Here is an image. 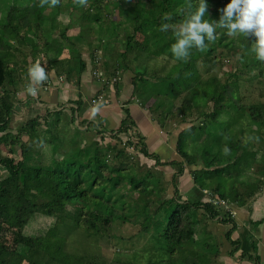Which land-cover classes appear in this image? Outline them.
Wrapping results in <instances>:
<instances>
[{
  "label": "trees",
  "instance_id": "16d2710c",
  "mask_svg": "<svg viewBox=\"0 0 264 264\" xmlns=\"http://www.w3.org/2000/svg\"><path fill=\"white\" fill-rule=\"evenodd\" d=\"M189 2L193 6L197 4V0H88L85 8L75 5L73 0H60V4L66 5L64 14L59 16L62 24L42 36L39 31L29 35L32 25L28 27L26 23L14 29L10 24L4 25L6 43L22 50L9 58L8 65L0 55V174L5 170L8 175V179L0 181V264H151L141 252L137 261L135 251L136 246L145 254L148 241H153L149 247L168 250L164 255L167 259L161 254L155 255L156 264L176 261L189 264V258L199 261L200 256L188 251L191 244L186 234L187 225L201 219L198 209L210 212L214 216L212 220L223 214L219 206L210 202L180 201L179 174L165 176L160 166L169 163L161 161L157 154L146 153L145 137L131 128V116L125 109L119 126L110 130L109 135L91 120L79 118L81 96L74 101L76 109L48 107L44 113L21 119L13 126L16 111L11 94L29 82L27 63L32 65L46 59L48 68L58 76L80 85L88 61L94 67L93 58L86 57L85 53L100 54L101 50L109 54V64L92 70L93 78L100 84L95 99L99 95L108 99L109 89L120 81L123 68L131 67V58L137 60L140 65L135 64L133 95L154 91L142 103L153 116L163 115L160 109L165 104H160L161 94L166 99L185 95L175 116L177 122L189 123L179 133L177 142V149L187 163H195L189 153L180 149L188 133L198 136V129L203 132L207 124L215 123L228 138L226 141L232 143L227 146L231 150L229 155L219 151L215 156L227 162L238 155L245 161L234 160L235 166H247L249 170L244 174L250 175L255 184L264 183V62L256 60L251 52L255 37H229L226 30L217 29L216 41H205L206 51L193 49L187 62L175 60L170 52L175 42L172 30L159 29L162 23H180L183 19L180 10H186ZM229 2L206 0L208 10L204 18L218 21L222 14L220 9ZM165 13L172 18L163 20ZM40 16L38 14L36 19ZM76 38H83L85 42L71 57L68 52ZM232 61L233 64L222 71L221 89L218 83L222 80L205 92L203 85L212 84L210 79ZM104 68L112 71L110 76ZM153 84L158 85L157 91ZM170 86L174 91L168 94ZM204 100L212 106L202 108ZM77 118L76 124L86 125V130L95 129L99 138L88 142L84 132L79 131L74 142H67L65 137ZM248 137L259 139L248 140ZM33 143L41 148L44 159L35 157ZM138 147L143 154L153 156L155 164L139 167L135 156ZM208 163H218V160L212 158ZM169 165L179 166L180 172L184 167L182 161ZM124 182L137 194L133 212L122 194L113 197L115 191L123 190ZM170 183L172 194L175 193L173 197L166 196ZM11 187L17 192L14 205L7 201ZM252 189L250 187V191ZM151 211L153 217L149 221L141 220L137 224L136 218L151 217ZM122 229L126 232L124 240L135 243L132 247H121L118 259L102 257L104 261H99L96 253L77 241L79 235L90 240L94 232L103 234L105 231L109 232L108 237L119 240ZM231 234L232 230L228 231L227 238H231ZM232 244L239 249L238 240ZM254 252L255 247L245 256L254 264H260Z\"/></svg>",
  "mask_w": 264,
  "mask_h": 264
},
{
  "label": "crops",
  "instance_id": "0c3cea01",
  "mask_svg": "<svg viewBox=\"0 0 264 264\" xmlns=\"http://www.w3.org/2000/svg\"><path fill=\"white\" fill-rule=\"evenodd\" d=\"M105 64H109V59H105ZM26 66L28 68L31 65L27 63ZM93 69H95V67H92L89 62L87 70L82 74L80 85L69 83L66 80L64 81L61 76L58 81L59 76L53 69H49L48 71L45 70L48 79L39 87L43 91H38L36 97L25 94L24 90L26 84L21 85L11 94V101L15 105L16 111L13 118L31 119L34 115L27 117L25 107L29 110L33 107V111H35V105L37 103L43 105L45 111L48 107H54L64 101L73 102L81 96L82 107L79 111V118L83 117L87 120H91L99 129H102V131L110 132V130L119 126L120 120L125 116V109L126 113L131 116L129 119L131 128L144 135L145 144L152 153L159 155L161 161L169 164L181 161L184 163V167H182L183 172L179 171V166L174 165V167H176V172L173 171L172 165L165 164L160 166V169L165 172L167 178H169L172 173L179 174L177 178V187L181 195V202L186 201L191 204L204 203L206 202L207 195L208 200H219L221 203H225L231 208L226 209L223 204H217L223 213L220 216L221 220H212L214 216L209 212L206 218H201L199 221H194L192 225H187L186 234L188 242L191 244V247L188 249L189 253L198 254L200 256L198 261L200 264H207L208 261H210L211 264H254V261L245 256V254L252 253V249L255 247V255L259 258L260 264H264V216L260 218L253 217L255 213L260 212L261 207H264V195H262L261 191L260 200L252 198L253 193H255L256 190H261L260 188L262 187H259L258 184L256 185L254 179L251 178L250 175L247 176L245 174L242 177L236 178L235 182H232L217 173L218 163H207L205 166L202 164V172H194L197 168L186 169V166L195 167L196 164L187 163V161L184 160V156L177 149L178 136L184 128L173 137L175 140L172 141V138L168 135L170 133L165 134L162 131L150 110H146L137 105V100H131L133 86L132 77L130 78L127 73L128 70L125 72L123 71L120 81L113 88L109 89L107 103L95 101V95L99 91L100 84L92 76ZM106 71L110 76L112 71ZM123 81L126 83L129 81L128 86H124ZM43 85H46L47 89H44ZM143 95L147 96L148 93H144ZM149 98L150 97H146V100ZM126 102L128 103L124 104ZM97 104L102 105V107L95 117L92 116V118H89L87 115H84V113H90V109ZM72 105L71 108H77L75 104ZM76 113L77 112H75V114ZM114 116H116V121H118L117 127L111 126L115 123ZM77 121L78 118L73 125H75ZM102 121H105L104 127L99 125ZM181 123L184 122L178 121L176 126H171V129L177 130L178 125ZM71 129L72 127H70L65 137V140L69 143L74 142L79 134L78 131L72 139H68L67 136ZM93 138H99V134H96ZM93 138L86 140L89 142ZM141 154L147 157L146 160L148 163H144L137 157L138 160L136 164L139 165V167L143 165L144 168L145 166L149 167L155 164L153 156ZM133 171L134 170H132V172ZM248 184H250V187H253V189L250 191V193H252L250 197L246 198L244 190ZM253 184L255 185L253 186ZM163 185L166 187V181H163ZM167 189H170L171 196V183ZM200 211L201 210L198 209V212ZM233 211L235 214H233ZM219 230L224 233H221ZM230 230H232L231 238H227L226 233ZM243 238H247L248 247H250V250L244 248V254H242L243 251H235L236 248H233V244L235 243L232 244V241L238 240L241 246L243 244ZM226 239L230 241V244L228 243L226 245ZM230 245L233 246L229 247ZM240 246L239 249L241 248ZM185 254H187L186 250Z\"/></svg>",
  "mask_w": 264,
  "mask_h": 264
},
{
  "label": "rangeland",
  "instance_id": "374dc122",
  "mask_svg": "<svg viewBox=\"0 0 264 264\" xmlns=\"http://www.w3.org/2000/svg\"><path fill=\"white\" fill-rule=\"evenodd\" d=\"M65 6L66 5H62L59 4L58 6L54 7V8H49L47 6L45 7H39L38 5V0H0V55L7 60V65L10 64L9 58L10 57H14V53L19 55V52H21L22 49L18 48L16 45L9 43L7 44L5 41V34L3 31V27L6 24H10L12 26V29H14L17 25H19L20 23L24 24L26 23V25L29 27L30 25H32V28L29 29L30 34L29 35H33L34 33H37V31H39L40 35L42 36L44 34L45 31H51L53 30L55 27L58 28L57 25L62 24V22L59 19V16L64 14L63 12L65 11ZM38 14H41L40 18L36 19V16ZM22 19H24V21H22ZM31 21V23L29 24L28 21ZM19 31H22V28L19 29ZM85 40L83 38H76L74 39V46H72L69 49L68 54L71 57H74L77 50L84 45ZM100 54L98 53H88L87 55L90 58H93L94 61V67H101L103 68V66L105 65V59H109V54H103V52L101 50H99ZM85 53V55H86ZM86 55V56H87ZM41 58V57H40ZM45 59V58H44ZM46 60V59H45ZM45 60H41V66L48 71L49 68L47 66V62ZM89 63V61H88ZM138 63L140 65V62H138L137 60L131 58V60H129V64L131 67H128V69H124L123 71L125 72L126 70L128 75L130 76V78L134 76L135 74V64ZM202 63V59L199 60V65ZM233 64L232 62H229L228 65L225 68H222L220 70V72L215 75L214 77H212L210 80L212 82V84H204L203 85V89L205 92H209L211 87L213 85H215L217 82H219L220 80H222L221 82H219V86L221 89L222 86V82L224 81V76L222 74V71L224 69H228L230 65ZM46 66V67H44ZM200 67V66H199ZM8 75V74H7ZM64 81L66 80L68 82V80L65 77H61ZM89 78V77H88ZM60 80V76L58 78V81ZM86 81V80H85ZM128 82L127 83L125 81H123V85H127L128 86ZM154 82V81H152ZM154 83H158L157 81H155ZM133 86V85H132ZM153 89L155 91L158 90V85L157 84H153L152 85ZM44 89H47L46 85H43ZM38 91H43L41 88L38 89ZM173 89L171 88V86L169 87V89L167 90L168 94L173 93ZM154 91L150 90L148 92V95H143V93H135L134 96H132L131 100H137V105H139L140 107H142V103H145L146 97H151L153 95ZM160 94L162 92H159ZM185 96L183 93L181 95H179L178 97H169L168 99L165 98L164 94H161V101L160 104L164 103L165 106L160 109V111L163 112L162 117L158 118L157 115L154 116V119L157 120L156 123H158V126L162 129V131L168 134L170 138H172L171 140L174 141L175 135L182 130L183 128L189 126L188 122H184L178 125V129L174 130L171 129V126L173 124H175L176 120V116H175V112L176 109L178 108V106L181 103V98ZM128 102L124 103L127 104ZM132 103V102H130ZM72 104H75L74 101L70 102V101H64L62 103H60L59 105H56L54 107H57L58 109H68L71 106H73ZM76 105V104H75ZM205 106H212V103L209 102L208 100H204L202 102V108ZM36 110L33 111V107H31V109L29 110L28 108L25 107L26 111H27V117L35 115V114H42L44 113V106L41 105L40 103H37L35 105ZM146 110H149V108H145ZM40 111V112H38ZM70 112V110H68ZM84 115H87L89 118H92L91 112L90 113H84ZM33 118V117H32ZM115 119V123L112 124V127H117V123L118 121H116V116L113 117ZM24 119V118H23ZM21 119H14L13 121V126H16ZM165 122V125H163V121ZM99 125L103 126L105 125V121H102ZM119 125V124H118ZM177 123L174 125L176 126ZM72 129L69 133V135L67 136L68 139H72V137L78 132V131H83L84 134L86 135V139L89 138H93L97 132L95 129L92 130H86V125H79V124H75L73 126H71ZM106 135H109V132L103 131ZM13 134H15V130H13L12 132ZM142 136H144L142 134ZM23 138H27V136H24ZM226 139H228L227 137H225L222 134V129L221 127H217L215 123L212 124H207L205 126V131H201L200 129H198V136L192 135L191 133H188L187 139L185 141L184 144H181L180 149L183 152L189 153L196 166L195 167H189L186 166V169H194L197 168L198 172H200L201 170V166L202 164L205 166L208 161H210L212 158L218 160V168H217V173H219L220 175L226 177L227 179L231 180L232 182H235L236 178L242 177L244 175V171H248L249 168L247 166H241L240 168H237L234 164V160L235 161H239V162H244L245 160L243 158H239L238 155L234 156L232 159H230L227 162H224L221 157L219 156H215V155H219L217 152L221 151L225 145L229 146L232 145L231 142L226 141ZM8 143V141L5 142V144ZM33 148L35 149L36 155L35 157L37 159H44L45 156L43 154H41V148L33 143L32 144ZM17 150L19 151V146H16ZM140 147L137 148V152L135 154L136 157L139 158V160L143 161L144 163H148L145 156H143L141 153L143 152V150L140 151ZM147 154H149L151 151L149 149L146 150ZM62 155V153H60ZM189 158V155H188ZM147 166H145L144 168H146ZM173 171L176 172V167L173 166ZM6 179H8V175L6 173L5 170H2V174H0V181H5ZM255 184H253L254 186ZM257 185V184H256ZM259 187L261 190H256L255 193H253L252 198H256L257 200H260V192L262 191V195H264V183L263 182H258ZM9 195L7 198V201L9 203H11L12 205L15 204V202L17 201V192L16 189L14 187H11L9 190ZM245 196L246 198L250 197V184L247 185V187L244 190ZM118 194H122V198L126 199V201H124L128 206H130L131 211L133 212L134 210H136L133 207V203L134 200L137 197V194L132 192L131 189L129 187H127V185L123 184V190L118 189L117 191L114 192L113 197L118 195ZM174 194H172L173 197ZM166 196L167 197H171L170 196V189H166ZM208 200V197L206 195V201ZM264 201V200H263ZM260 212L259 213H255L253 215L254 218H260L262 216H264V207L260 208ZM151 217H147V218H136L137 224L140 223L141 220L143 221H149L152 217V211H151ZM198 217L199 218H206L207 217V213L205 210H202L200 212H198ZM59 221V218L57 219ZM221 233V230H219ZM109 232L105 231L103 234H96L95 232L93 233L92 237L90 240L85 239L82 235H79L77 238V241L79 243H81L83 246H85L89 251L94 252L97 254V258L99 261L103 260V258L105 259H109V260H114V259H118L119 258V254H120V249L121 247H125L126 245L129 247H132L134 245V241L133 242H126L124 240V237L126 235V232L122 229V234L119 240L116 239H112L111 237H108ZM234 236V235H233ZM149 243H153V241H148L147 245H146V250H145V254L144 251H138V248L135 246V251L137 253V261H140V254L139 252L142 253L143 257L145 258V260H147V262L151 263V264H156L154 262L155 259V255L156 254H161V257L163 259H167L164 255L168 252L167 248L165 247H156L154 249L153 246L149 247ZM230 244V241H228L226 239V245ZM243 245V246H242ZM240 247V249H236L235 251L240 250L243 251L245 250L244 248H248L247 250H250V247H248V243H247V238H243V244ZM169 246V244L167 245V247ZM233 245H230L229 247H231ZM234 248V246H233ZM103 257V258H102ZM189 264H199L198 263V259H191L189 258L188 261ZM173 264H181L179 261L174 262ZM185 264V263H184Z\"/></svg>",
  "mask_w": 264,
  "mask_h": 264
},
{
  "label": "clouds",
  "instance_id": "9594fccd",
  "mask_svg": "<svg viewBox=\"0 0 264 264\" xmlns=\"http://www.w3.org/2000/svg\"><path fill=\"white\" fill-rule=\"evenodd\" d=\"M79 7H87L88 0H73ZM60 4V0H38L39 7L54 8ZM208 10L206 0H197V4H187V8L181 9L183 19L178 24L162 23L160 31L172 30L175 42L170 46V52L177 61L187 62L195 49L199 52L207 50L205 41L215 42L217 39V29L226 30V35L236 37L254 36L251 52L255 54V59L264 62V0H230L222 9L218 21L210 22L205 19ZM171 14L165 13L163 20H170ZM240 59L239 56L236 57ZM29 82L25 85V94L36 97L39 87L48 79L47 72L41 67V62L37 60L27 69ZM102 105L97 104L90 109L91 115L100 111ZM248 140L258 137H248ZM247 142V141H246ZM224 155H229L231 150L225 145L222 149ZM210 202V201H206ZM211 203V202H210Z\"/></svg>",
  "mask_w": 264,
  "mask_h": 264
},
{
  "label": "built area",
  "instance_id": "2783aa9c",
  "mask_svg": "<svg viewBox=\"0 0 264 264\" xmlns=\"http://www.w3.org/2000/svg\"><path fill=\"white\" fill-rule=\"evenodd\" d=\"M95 101H98L99 103H107V99H105L103 95H99V96L95 99ZM208 201H210V202L213 203L214 205H217V204H223V203H221V201L216 200V199H209ZM223 205L226 207V209H231L227 204L224 203ZM233 214H235L234 211H233ZM215 220H221V217H220V216H217V217L215 218Z\"/></svg>",
  "mask_w": 264,
  "mask_h": 264
}]
</instances>
